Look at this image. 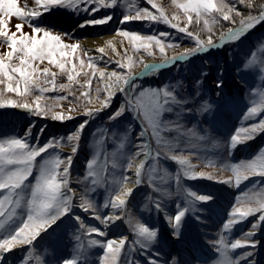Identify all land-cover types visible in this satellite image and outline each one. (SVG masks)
<instances>
[{
	"label": "snow or ice",
	"instance_id": "obj_1",
	"mask_svg": "<svg viewBox=\"0 0 264 264\" xmlns=\"http://www.w3.org/2000/svg\"><path fill=\"white\" fill-rule=\"evenodd\" d=\"M147 4L151 5L153 9H157L159 13L154 14L149 11L147 7H132L134 0H31L34 5L29 7V0H24L23 6L18 4V0H0V48L6 46L4 52H0V109L3 108H17L27 111L32 116L41 117L44 119H51L61 123L75 118L74 113L77 109L69 107L67 112L56 111L60 107L58 103H41L42 100L54 99L65 100L67 97L46 98L42 95H35L34 102L29 103L28 97L33 96L34 91L45 93L48 91L56 90H69L71 83L75 80L80 72L76 71L75 65L67 74L68 84H56V73L52 72L49 67L43 68L33 67L34 64H44L54 66L64 72L66 64L72 63L71 54L75 53L80 44L77 43H64L62 35L55 34L49 25H46L40 19L46 13H54L57 9H67L77 15L81 13L87 14L89 17H94L101 9H116L123 7L125 12L118 18V24L124 25L131 21L148 20L151 22L163 23L169 25L171 28L176 29L179 33H184L188 38L195 40V47L185 49L180 55H173L171 58L164 56L166 47L174 48L175 44H165V40L172 34L169 32H160L158 34L142 35L130 30L118 27L115 35L127 38L129 43L134 47V50L139 51L143 48L149 56L154 55L152 49L155 47L161 54L163 63L160 65L143 64L144 72L136 75L133 73V63L129 62L127 65L117 61L119 68H125L126 71L121 73L112 71L106 75V70L99 69L96 66V59L103 60L106 55L104 48H99L97 51L102 55L98 58L88 56L87 51L85 55L88 56V67L93 69L92 77L99 73L100 82L104 83V89L107 93L105 99L100 101V108L95 110L88 108L87 103L91 102L89 91H81L80 96H76L78 101L80 97L85 98V106L82 115L88 117L76 126V130L67 135V137H50L42 145L39 142V137L43 135L46 125L39 130L36 143H32L29 137L32 135V128L35 124H31L25 134L21 137L11 136L0 138V229L5 227L7 221L12 220L17 214V209L21 208L22 204L27 209L26 220H23L18 226L12 229L8 235L0 238V264H8L6 253H10L13 249L20 246H29L28 251L24 254L20 264H29V261H34V264H46V261L40 256H34L33 242L41 235V232H46L53 224H55L62 217L68 216L71 220L75 221L78 227L71 234V239L74 243L75 254L70 257H63L52 261V264H88V256L85 248L86 243L89 248L99 246L104 249L103 253L98 257V264H186L182 258L177 256H169L168 259H163V253L159 248H154L153 245L157 243L159 229L150 226L147 223L136 220L129 215L126 223L129 225L130 231L133 234V239L129 241L127 236L119 238L107 239L106 241L94 238L92 234L97 237L107 236L106 231H101L94 225H87L84 219L73 211V199L75 196L74 190L69 186L70 183V168L73 159L78 151V143L84 129L88 126L91 119L95 118V114L102 108H108L112 104L114 91H119L124 96V102L109 114V121H116L122 117L125 112L131 114L133 120L140 124V131L138 137L144 138L137 146L136 153L139 156L141 153L146 158L155 157L159 159L161 156L164 158H171L182 166L184 176L189 179L207 178L214 179L211 174L204 172H195L189 159L183 155L172 154L168 149L163 153L157 151L152 152L150 145L147 142L149 129L151 135L156 139L158 145L162 142L167 145L168 141L162 140L161 132L175 128L181 130L182 125L177 121H161L164 113L175 112L176 117L179 118L185 112H191L192 108L185 106L196 104V110L200 113L211 114L215 105L209 103L207 100L197 101L199 91L194 95H182L177 89L183 87L181 81L175 84L165 83L159 87H142L137 81L143 79L146 75L152 73H159L162 68H170L176 65L177 62L183 63L197 54L208 53L213 49L223 48L226 44L233 42H241L251 30L255 29L257 25L264 24V2H261L256 12L249 11L246 15L237 10L236 4L225 3V0H173L176 7L181 9L184 17L186 18V26L181 27L179 24V17L173 16L171 19L158 7L155 0H146ZM239 4H243L249 9L256 8V0H237ZM115 16L114 12L106 13L103 16L93 19H84L78 26L80 28L95 27L97 25H107L113 21ZM200 24L203 22L204 29L209 33L206 39H201L199 34L195 31H189L187 25L194 22ZM239 18L237 21L236 18ZM12 18L18 19L20 22L15 25V31H11L9 23ZM229 21L231 24H237L238 27H230L227 31H222L218 38L214 31V25L219 24L220 20ZM35 21V22H34ZM176 21V22H173ZM25 24L31 28V33L23 31ZM19 33V36L17 35ZM64 36H71L70 33H64ZM163 38V39H162ZM111 44V42H109ZM113 51L115 49L113 48ZM264 53V42L260 43L258 47L253 48L244 61L237 67V73L244 72L252 68L257 62V52ZM127 55V50H125ZM15 58L18 63H12ZM110 62V61H108ZM106 62V63H108ZM80 67L83 69L85 61L79 60ZM142 63V61H141ZM260 78L264 79V60H260L258 65ZM208 73L202 72L201 77L207 76ZM222 75V73H221ZM84 76L88 77L87 85L90 89L92 77L84 72ZM79 83V81H76ZM202 79H197L196 85L199 86ZM44 84H49L51 87H44ZM224 86L223 80L216 81V89H222ZM84 85H81V89ZM101 89L98 87L97 100H99V92ZM7 93H14L19 99H13ZM256 89L250 90V101L253 106L245 112L242 117L243 120L254 118L261 111H264V104L256 106L254 95ZM69 95L75 96V93L69 90ZM217 96L220 92L217 91ZM70 104L73 101L69 102ZM103 131L105 134L106 129L98 130ZM191 135L196 133L189 129ZM264 132V119L249 127L241 126L230 137L229 147L234 149L238 144L245 143L255 138L257 134ZM67 140L72 144V154L61 158L58 154L54 158H44L39 164L36 165L37 157L47 153L49 149L61 148L63 145L61 141ZM200 140L206 139V136H200ZM121 147L123 145L121 144ZM194 154V153H193ZM97 157L92 158L86 163L87 174L81 178L87 180L92 177V185L101 182L102 174L106 171L105 167H100L97 164ZM63 166V171L61 167ZM129 162L127 167H131ZM112 167H117L115 161L112 162ZM143 163L140 165L142 170ZM34 169L38 174L34 182H29L32 177ZM232 171L235 176L234 186H239L242 180L249 179L250 176L264 177V149L261 150V155L248 162H242L232 166ZM137 179L135 183H141V171L136 173ZM181 177L176 176V181L179 184ZM129 178L124 176L119 181L118 190L110 195L103 207L113 209L112 214L101 217L99 212L95 211V205L86 195L80 197V202L76 207L81 208L83 211L88 212L89 209L93 210L92 218L100 221L105 226L111 221L115 223L117 220L125 219L124 211L127 204V197L132 194V189L127 187ZM225 184H233L230 179L218 181ZM260 184V181H255L254 185ZM153 191L160 192L155 185ZM88 191H95V188H89ZM170 195V194H169ZM151 201L153 208L157 214L164 213L165 220L171 228V235L179 238L181 229L183 227L184 218L187 214H194L197 211L202 212V209L196 207V202H208L212 197L199 194L188 188H184V204L183 206L178 201L174 214H168L165 211V205L161 202L159 196L153 198L151 195L147 197ZM237 204L233 206L229 219L223 224V230L231 231L232 226L242 222L247 217L259 212L260 215L256 222L252 224L250 231L243 233L241 238H237L229 244L223 234L220 235L218 240L210 241L213 250L219 254V259L210 258L207 261H198L197 257H193V264H240L244 261L245 264H256L255 249L259 245L258 240H252L251 237L255 235V231L259 228L261 222H264V199L257 200L256 206H241V199L237 198ZM250 204L251 201L243 202ZM147 207V205H145ZM119 211L120 214H117ZM198 221L201 217H195ZM127 245V251L125 246ZM238 248H251L252 250L245 251L238 255L235 259L228 256V249ZM53 255L56 249H51ZM123 254L124 259L121 260ZM144 257L143 262L135 258V255Z\"/></svg>",
	"mask_w": 264,
	"mask_h": 264
},
{
	"label": "rangeland",
	"instance_id": "obj_2",
	"mask_svg": "<svg viewBox=\"0 0 264 264\" xmlns=\"http://www.w3.org/2000/svg\"><path fill=\"white\" fill-rule=\"evenodd\" d=\"M257 1L259 4L264 2V0ZM178 2H182V0H178ZM155 3L164 14L169 17V19L173 16H178L180 26H186V18L184 17L182 10L177 8L176 4L173 3V0H155ZM225 3H235L237 10L245 15L249 11H253V9H249L243 4H239L237 0H225ZM18 4L23 6L24 0H18ZM132 7L133 9L134 7H147L149 11L154 14H159L157 9H153L151 5L147 4L146 0H134ZM109 12H114L115 16L123 15L125 9L123 7L116 9H101L94 17H89L85 13L77 15L67 9H57L54 13L44 14L40 19H42L46 25H49L55 34L62 35L64 43L71 44L79 43L80 40L77 35H73V32L70 31L71 29L78 26V24L83 22L84 19L98 18ZM253 12H255V10ZM114 19L107 25H97L95 27L89 26L85 28L89 31H99V33L109 32V28L114 22ZM236 19L237 21L239 20L238 17ZM19 22L18 19L12 18L9 23L10 30L15 31V25ZM138 23H140L138 24L139 26L133 25L121 27L142 35L158 34L160 32H169L172 34L164 42L166 45L169 43L175 44L176 47H166L164 56L167 58H171L173 55H180L187 48L195 47L194 39L188 38L184 33H179L169 25L148 20L139 21ZM187 26L189 31L197 32L201 39H206L209 35L204 29L202 21L200 24L195 23V17L193 24ZM213 27L218 38L222 31H227L230 27H238V23L234 25L229 21L221 19L219 24L214 25ZM23 31L30 34L31 28L25 24ZM64 33H70L71 36H64ZM17 35L19 36V33H17ZM0 40H2V38H0ZM116 41L117 42L111 46L100 47L105 49L106 55H104L103 60L96 59V66L99 69L106 70V75L111 73V71H118L121 73L126 71L125 68L118 67V64L116 63L117 61L126 65L129 62H132V71L133 73H136L142 68L145 59L153 58L157 61H163L164 59L155 47L152 49L154 55L149 56L143 48H140L139 51L134 50V47L129 43L127 38L117 35ZM262 42H264V26L251 34L248 38L243 39L241 42L229 43L226 52L220 56L218 54L216 57H208V60L205 63L204 61L198 63L193 61L184 64L181 63L177 68L171 70L167 74H159L160 76L155 77L154 80L152 79L149 82H138L142 87H159L165 83L175 84L177 81H181L183 87L177 89L180 94L191 96L199 91L197 101L207 100L209 103L215 105V109L211 114L200 113L196 110V104L185 106L186 108H192L193 110L191 112L183 113L179 118L176 117L175 112L164 113L161 117L162 123L166 121H177L182 125L181 130L171 128L170 130L161 132L162 140L168 141L167 145L163 142L158 145L156 139L151 135V129H149L147 136V142L153 153L157 151L163 153L170 149L172 154L187 157L195 172L211 174L214 179H189L184 176L185 169L170 157L164 158L161 156L159 159H156L154 156L151 157L143 171V187L140 189L133 202L127 207L125 217L126 232L124 233V236L126 235L129 241L133 239V234L130 231L129 225L126 223L127 217L130 215L133 218V222L139 220L140 222L147 223L148 225L159 229L157 243L153 245V247L161 250L164 254L163 259H168L170 255L179 258V255H177L171 246L167 248L164 246L161 215L160 213L157 214L155 212L151 201H149L147 197L149 195L153 198L159 196L161 202L165 205V211L169 214H174L177 202L179 201L182 206L184 204V188L212 197L208 202H196V207L202 209V212L197 211L194 214L190 213L184 218L181 235L185 233L186 225H188L187 236L183 234L184 236L182 237L191 239V253L183 255L184 257L182 258L186 264H193L192 259L194 256L197 257L198 261H207L210 258L219 259V254L213 250L212 245L209 243L210 241L218 240L220 235L223 234L227 242L231 244L235 239L241 238L243 233L250 231L252 221L260 215L259 212L232 226L231 231L223 230V224L229 219V214L233 206L237 204L238 197L241 199V206L253 207L256 206L255 202L257 200L264 199V177L250 176L249 179L242 180L237 187L234 186L235 176L232 171L233 165L251 161L258 155H261V150L264 149V132H260L252 140L238 144L234 149H230L229 147L230 137L238 128L241 126L249 127L258 123L261 119H264V111H261L259 115L254 118H249L248 120L242 119L249 107L253 106L249 99L250 90L256 89L254 95L256 106L264 104V79L260 78V73L258 71L260 60H264V53L258 51L256 64L249 70L237 73L238 65L245 60L253 48L258 47ZM113 48L115 51H113ZM5 50L6 46L0 48V52H4ZM125 50H127V55H125ZM85 52V48L80 44V48H78L75 53L71 54L72 63L66 64V69L63 73L60 72L58 68L47 65V61H45L44 64H39V62H37L33 65V67L38 66L39 68L45 66L49 67L52 72L57 74V85L69 83L67 81V74L73 65H75L76 71L80 72V75L75 77V80L71 83L69 89L75 93V96L69 95V90L62 91L57 88L56 90L45 93L34 91L33 96L28 97V102L33 103L35 95H42L46 98L67 97V99L59 101L54 99L42 100L41 103H58L60 105V107H57L56 109L58 112H67L69 107H74L77 109L76 113H79L83 112L86 101L82 96L78 101L75 97L80 96L81 91H89L91 102L87 103L88 108L95 110L96 108L101 107L100 101L107 96V93L103 91L105 85L100 82L98 72L95 77H92L93 69L88 67V56L85 55ZM101 55V53H98L97 56L93 58H98ZM80 59L85 61L83 69L80 67ZM12 63H18V61L13 58ZM208 64H211L210 67H213L209 68ZM205 71L208 75L201 77V73ZM214 71L215 74L213 73ZM84 72H87L88 76L92 77L90 89L87 85L88 77L84 76ZM216 77L217 80H228L231 85H228L227 88L231 89V91L234 90V92L229 94L220 93L219 96H214L213 92L222 90L211 88L212 86L216 88ZM197 79H202V83L199 86L196 85ZM76 81H79V83H76ZM206 82L210 83L208 84V87ZM81 85H84L83 89H81ZM43 86L51 87L49 84H44ZM2 87L3 86H0V88ZM98 87L101 89L99 92V100H97L96 92ZM7 95L13 99H19L14 93H7ZM113 98L112 104L108 108H102L101 110L107 112L96 113L95 118L92 119L91 127L88 129V134L84 139H80L78 144H83L84 146L85 141H88L86 148L87 151L84 148H81L80 150L78 149L73 160L76 163H80L82 168H79V172L74 170L71 171L72 173H70L69 183V185L72 184L74 186L73 190L76 203L78 204V202H80V197L82 195H86L95 205V211L99 212L102 218L107 216L111 209L110 207L104 208V202L110 198L111 194L118 190L119 181L122 180L124 176L128 175L129 170L132 168L138 157L136 155L139 150L137 146L141 143V140L144 139L138 137L140 128H137V122L132 119L130 113L125 112V114L116 121L108 120L109 114L124 102L123 94H121L118 100L114 99L115 101H113ZM70 101H73V103L70 104ZM76 113H74V115ZM43 119L44 118L32 116L30 114H24L23 117L14 119L0 117V138L11 136L21 137L25 134L31 124H35V127L32 128V135L29 137V140L32 143H36V137L39 130L46 125L47 127L45 128L43 135L39 137V142L42 145L45 143L44 141L48 140V138L53 137L50 136L52 132L51 130L59 129L55 124H52L51 126V119ZM55 123L58 124L61 122L56 121ZM102 129L107 130L106 134L103 131H98ZM189 129L193 130L196 135H191L188 131ZM200 136H206V139L200 140ZM62 137H65V135ZM68 143L69 142L66 139L61 141V144L64 145L61 148L65 150L67 154H72V147L66 148L65 146V144ZM121 144L123 147H121ZM57 154L63 158L57 148L49 149L47 153L37 157V168L44 158H54ZM141 155L144 154L141 153L139 156ZM94 157L98 158V166L106 168V171L102 174L101 182L96 185H92V177H89L87 180L81 179L87 174L86 163ZM113 161L117 164V167L115 168L112 167ZM129 162L132 164L130 168L127 167ZM61 171H63V166L61 167ZM37 174V170L34 169L32 177H30L29 181L26 183L34 182ZM177 175L181 177L179 184L176 181ZM230 178L233 181V184L231 185L218 182ZM255 181H260V184L253 186ZM150 185L157 186L161 191H153V187ZM210 186L214 189L209 190L211 188ZM92 187L95 188V191H88V189ZM224 189L229 191L230 194L224 192ZM2 195L3 193H0V196ZM249 200L251 201L250 204L243 203ZM145 205H147V207H145ZM89 210L93 214V210ZM196 216L201 217V220L198 221L195 218ZM26 217L27 209L22 204L21 208L17 209L16 216H14L12 220L7 221L3 229H0V238L8 235L12 229L18 226L23 220H26ZM3 219L4 218H0V220ZM209 222L214 225L212 228L210 227ZM86 224L94 225L91 222H87ZM76 227H78V225H76L75 221L68 220L66 216L62 217L48 228L46 232H41V237H37L33 242L34 256H40L46 261V264H52V261L56 259L74 255L75 251L73 246L75 242L70 237ZM206 228H209L207 233L203 232ZM92 235L94 238L105 241V239L101 238L102 236L97 237L95 233ZM251 239L260 242L254 250L256 264H264V223L262 233L253 235ZM86 240L87 238H85V248L88 256V264H98V257L103 253L104 249L99 246L89 248ZM26 246L27 245H25V247ZM27 247L29 248V246ZM207 247L211 249V252ZM28 248L23 249L17 262L12 264H20V261L28 251ZM53 248L56 249L55 255L51 252V249ZM249 250L252 249L238 248L232 250L229 248L228 256L235 259L241 253ZM125 251H127V246ZM135 258L142 262L144 260V257L139 256V254H136ZM123 259L124 257L122 260ZM29 264H34V261H29ZM240 264H245V262L241 261Z\"/></svg>",
	"mask_w": 264,
	"mask_h": 264
},
{
	"label": "bare ground",
	"instance_id": "obj_3",
	"mask_svg": "<svg viewBox=\"0 0 264 264\" xmlns=\"http://www.w3.org/2000/svg\"><path fill=\"white\" fill-rule=\"evenodd\" d=\"M32 6H34V5L31 3V0H29V7H32ZM120 16H122V15H116L115 16L114 22L112 23V25L109 28V32L99 33V32H95V31H89L88 29L80 28L79 26L74 27L70 31L73 32V35H77L79 37V39H80L79 43L85 48V50L88 53V56L96 57L97 54L99 53L97 50L100 47L111 46L117 42L116 41L117 35H115V31L118 27H121V26L128 27V26L138 25L139 21H131V22L126 23L124 25H119L118 24V18ZM109 42H111V44H109ZM155 62H161V61H157L153 58H147V59H145V62L143 64L156 65ZM142 72H144L143 66L138 71V73L140 74ZM121 94L122 93H120L119 91H114L113 97H115V98H113V101L118 100L120 98ZM98 108H100V107H98ZM81 113L82 112L76 113L75 117L82 115ZM149 160H150V158H146L145 155L138 156L136 158L132 168L129 170V173L127 175V177L129 178V180L127 182V187L132 189V194L127 197V204H126V208L124 211L125 217H126L127 207L133 202V200L137 196L140 188L143 187L142 175H143L144 168L148 164ZM141 163H143V165H144L142 170L140 169ZM138 170L141 171V177H140L141 183L139 185H137L135 183V181L137 179L136 173ZM207 187H209V186H207ZM213 189L211 187L209 190H213ZM78 204H79V202H78ZM74 212L77 215L81 216L84 219V222L94 223L98 229H100L101 231H106L107 236H103L105 238V241L107 239L122 237V236H124V233L126 232L125 219L117 220L115 223H112L110 221L108 223V225L105 226L104 224H101L100 221L92 218L93 214L90 210L88 212H85L81 208L75 207ZM112 212H113V209H110V212L108 213V215L112 214ZM117 214H120L119 211H117ZM160 215H161V219H162V223H163L162 225H163V233H164V246L166 248L171 246L173 249H176V253H178L180 258H183L184 254L190 253V247L188 246V244L185 240L180 239V238H175L171 235L172 230L168 226V224L165 220V214L160 213ZM257 219H258V217L255 218L254 221H252V224L254 222H256ZM252 224H251V228H252ZM262 231H263V222L260 223L259 228L255 231V234H260V233H262ZM21 247L22 246L17 247L15 249H13L12 252L5 254L6 257L8 258V264L14 263V261L19 257V255H20L19 252L21 251Z\"/></svg>",
	"mask_w": 264,
	"mask_h": 264
},
{
	"label": "trees",
	"instance_id": "obj_4",
	"mask_svg": "<svg viewBox=\"0 0 264 264\" xmlns=\"http://www.w3.org/2000/svg\"><path fill=\"white\" fill-rule=\"evenodd\" d=\"M256 5H257V7L254 9L253 8V11L255 10V12L258 10V6H259V3H258V1L256 0ZM229 26V25H228ZM162 62V61H161Z\"/></svg>",
	"mask_w": 264,
	"mask_h": 264
}]
</instances>
